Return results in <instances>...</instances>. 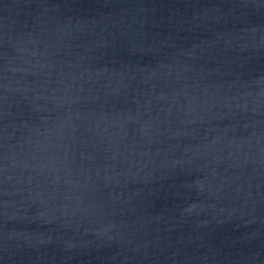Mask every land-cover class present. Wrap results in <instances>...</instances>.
<instances>
[{
	"label": "water",
	"instance_id": "1",
	"mask_svg": "<svg viewBox=\"0 0 264 264\" xmlns=\"http://www.w3.org/2000/svg\"><path fill=\"white\" fill-rule=\"evenodd\" d=\"M0 264H264V0H0Z\"/></svg>",
	"mask_w": 264,
	"mask_h": 264
}]
</instances>
